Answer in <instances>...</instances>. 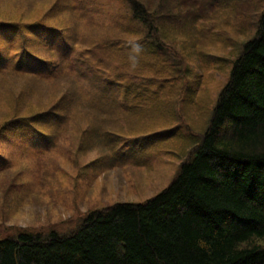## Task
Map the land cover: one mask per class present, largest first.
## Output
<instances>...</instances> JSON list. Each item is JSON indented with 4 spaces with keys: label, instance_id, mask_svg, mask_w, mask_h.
Masks as SVG:
<instances>
[{
    "label": "trees",
    "instance_id": "obj_1",
    "mask_svg": "<svg viewBox=\"0 0 264 264\" xmlns=\"http://www.w3.org/2000/svg\"><path fill=\"white\" fill-rule=\"evenodd\" d=\"M124 2L130 23L138 29L99 27L102 38L91 45L94 50L84 62L104 88H89L91 118L74 126L82 138L79 151L92 148L94 138L110 151L111 159L125 157L123 146L135 145L137 139L103 125L145 113L149 126L140 135H149L148 143L180 138L179 125L172 123L179 117L176 108L190 98L179 88L171 94L164 91L174 77L163 74L168 68L180 77L179 61L163 57L166 36L156 16L139 0ZM47 19L26 24L0 19V84L9 77L42 83L52 76L53 83L47 85L52 88L61 84L64 68L75 70L68 32L50 27ZM137 54L144 55L141 66L135 63ZM117 55L124 57V75L118 73ZM69 60L70 65H59ZM144 68L153 75L142 77ZM49 90L55 103L33 107L18 106L21 100L16 99L34 91L17 96L6 89L1 95L6 110L0 112V138L13 131L47 141L61 136L74 117L67 107L79 95L56 97ZM118 96L123 97L120 103L105 104ZM159 108L162 113L155 116ZM183 139L186 154L161 192L141 203L92 210L64 233L22 230L0 238V264H264V11L252 39L232 63L207 127ZM137 151L135 147L133 153Z\"/></svg>",
    "mask_w": 264,
    "mask_h": 264
},
{
    "label": "rangeland",
    "instance_id": "obj_2",
    "mask_svg": "<svg viewBox=\"0 0 264 264\" xmlns=\"http://www.w3.org/2000/svg\"><path fill=\"white\" fill-rule=\"evenodd\" d=\"M139 1L150 15L160 18H153L160 23V32L169 34L171 46L180 50L187 60L180 71L188 72L183 83L184 87L190 85L194 89L191 98L194 102H186L183 111L186 118L180 117L179 124L194 133L203 131L207 127L209 112L228 80L231 62L239 54L241 45L254 34L264 0ZM127 13L124 0H0V19L6 23L26 24L53 16L47 19L50 27L66 29L65 36L76 48L71 66L75 70L64 68L61 84L56 87L47 86L53 83L52 76L42 83L6 78L7 81L0 84V112L6 110L2 97L9 88L17 96L21 91H34L16 99L21 100L17 102L18 106L55 103L57 98H49L54 94L49 89L56 97L66 94L67 98L73 99L77 93L79 95L67 107L66 112L72 114L71 117L74 115L72 121L49 148L41 145V139L21 131L9 132L0 138L1 239L22 230L35 233L69 231L92 210L148 200L165 189L177 173L188 149L186 143L177 140L167 143L170 156L154 149L142 157V162L129 157L116 166L99 167L95 163L94 160L106 148L94 138L91 139L93 148L78 151L82 138L74 126L78 125L77 122L85 125L91 118L88 113L93 112L88 90L92 85L104 88L88 74L84 60L93 52V43L102 38L103 28H99L102 25L117 24L124 29L136 27L130 23ZM109 34L113 36L115 33ZM140 37L133 38L138 40ZM176 55L180 58V53ZM143 56H136L135 63L139 61V66L144 64ZM116 57L120 68L118 73L124 75L126 71L121 69L124 57ZM70 63V60L60 61L59 65ZM166 71L164 78L176 77L168 68ZM147 72L149 70L144 68L141 76L150 77ZM176 82L166 85L169 88ZM122 99L118 96L114 102L106 101L105 104L115 106ZM196 103L197 106L192 108ZM161 113L159 108L155 116ZM145 116L148 114L124 117L114 126L103 127L122 135H140L149 126ZM148 122L153 125L155 121ZM176 124L174 122L172 126Z\"/></svg>",
    "mask_w": 264,
    "mask_h": 264
}]
</instances>
